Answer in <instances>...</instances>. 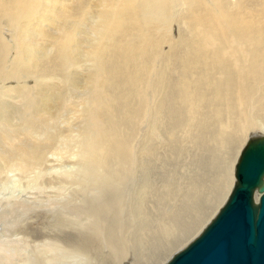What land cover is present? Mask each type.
<instances>
[{
	"label": "bare ground",
	"instance_id": "6f19581e",
	"mask_svg": "<svg viewBox=\"0 0 264 264\" xmlns=\"http://www.w3.org/2000/svg\"><path fill=\"white\" fill-rule=\"evenodd\" d=\"M57 1L58 0H0V53L5 51L9 45L6 44V40L1 35L3 27L2 24H4L9 31L17 34V37L15 38V47L22 51L21 54L19 52L20 56L17 58L15 64L17 65L19 63L18 67L20 65L22 69L33 68L38 70L41 65L40 62L42 61H40L39 57H37V54L35 53V48L38 46H35V42L32 43L34 40H31L33 36L29 37V28L32 24H36L38 19H41L42 21L43 17L40 15V8L45 3L47 4L45 6V10H48L47 12H49V10L52 9L49 3L52 2L54 5ZM177 1L182 8L183 24L189 29V38L185 39L181 37L177 44V46H186L188 44L189 47V51H184V53L187 54L186 59L189 61L187 62L188 67L184 70L182 69L183 71L178 78L179 83L177 84L179 85L177 99L179 101V107L182 110L177 111L176 107L175 110L169 108L167 111H149V113H151L156 119H153V121H155L154 123H156L157 120L158 122L164 120V122H162V126H152L151 124L152 128L150 130V134L152 139L154 137V140L155 138L156 140H161L160 137L162 135H167L171 138H173L177 133L183 134L184 136H186L185 134L189 135L192 143L195 144L194 146L192 144L189 148H191L194 152L193 154H195L194 156H196L197 160H193L192 162L194 164L195 161L198 173L196 176L194 175L195 177L192 178L190 182H188L187 191H197L195 194L196 197L194 199L188 198L187 200H183L184 202H182L180 206L177 205L174 210L170 209L172 210L171 214L167 216V218L165 216L166 219H164L162 223H160V221L157 222L160 223V225L162 224L161 226L156 224L158 226L155 225V227L154 224H151L152 221H143L142 210L145 208H142L141 206L147 202L144 201L145 203H142V201L141 204H139L140 200L146 199L142 198L144 197V194L141 195V190L140 195L142 197L139 195L138 188H140L141 185V187L145 189L144 191H148L149 193L151 191V195L152 192H158L156 194L157 197L161 194L163 195V191L169 184L168 183L166 186H162L165 181L164 178L166 174H168L167 172L172 170L170 168L174 165V163H176V159L173 158L170 153L171 149H175V147L177 148L175 144L176 142L172 139L170 140V147L172 148L168 149L165 146L163 154H167L161 158L159 157L160 154L156 155L160 159L155 158L156 156L153 154L156 150V146L154 144V147H148L147 149L144 147L143 150L139 152L142 155L139 154L140 156L138 157L140 158H137V156L133 154L134 149L129 146L131 145V142L128 145V136L136 134L135 126L133 125L141 118H147V116H145L146 113L143 114L141 111H137L136 113L134 111L129 113V116L127 114L128 123L119 121L114 111L110 110V97L108 96L110 94H108L107 91L109 88H112V84H114V76H112L113 73H115L119 68L122 69L126 66L128 68V65L132 64L133 73L124 79V84L126 87L128 84L133 86V88L126 93L127 97L125 94V98H134L133 95H135V97L142 101V104L146 102L144 94L136 88L141 86L143 83L142 77L153 71L155 65H153V63H155L154 61L158 57H160V62L165 65L162 70H167V62L177 53L176 50H174L176 43L173 41L174 38L172 30L167 21L174 0H95L94 2L96 3L93 4L92 8L87 7V5L85 6L83 0H75V8H70L69 4L62 2L60 3L62 4V7L60 6L62 11L60 14L54 15L57 19L56 21L62 24V26L58 29V35L45 34V31H42L40 28V22L37 24V27H35L36 29L34 28L32 31L37 35V37L40 36L42 40L53 44L51 46L54 47L59 59V61L57 60L59 67L64 68L68 65L78 66L80 60L82 59L81 57L86 58L87 61L92 63L95 67V73L89 80V86L93 89L94 93L103 91L104 95L102 101H98L95 97L91 98L88 108L83 110L86 118H90L92 120V128L88 134L86 133L89 137L88 140L83 143V146H81L82 151L79 146L82 145L81 141L84 138H81V141L77 138V144L80 143V145L78 144L79 146L77 149L79 148V151H81L83 155L82 157L84 158L82 164L83 171L81 173L84 182H86L88 186H91L92 183L98 182L100 177H103V181L100 184V188H94L95 190L93 193L87 192L85 194L83 192L85 190L82 189V192L89 196L87 199L85 198L86 196L83 197L85 199L82 203L76 204V201L74 200L75 203H63V205L58 206L59 208L57 209L59 210H56L65 211V214H68L67 211H72L73 213L70 212V214H68L69 222L73 223L74 221H77V218H75L77 216L81 219L80 222L84 220L85 223L83 224L82 222L80 223L77 221L80 225H76L75 228L79 234L89 229L93 230L95 233V240L98 241V246L86 247L84 244V241L86 240H84V238H79L74 242L72 241L73 244H69L67 240L63 239V237L59 234L62 232L60 231L62 227L68 230V228H65L63 223L57 224V227L54 228L50 226L51 229L48 228L50 229L49 231L48 229L45 231L37 227L36 229H29L24 232L21 231L24 229H21L13 232L15 234L14 236H17V239L14 238L12 241L9 240L10 244H6L2 247V249L1 246L5 244L4 242H6V240H0V264H140L141 262H139V260L141 259L147 260L157 257L159 253L157 254L154 252V249L157 251V249L162 247V238L164 236H169L171 233H180L183 231H185V233L190 232L194 226L196 216L200 215L203 212L202 209L205 208L206 203L210 202L211 198H209V196L212 197L213 194L218 192L215 197L216 199L219 197L221 192L226 190V192L223 193V196H221L222 199L220 204L213 212V215H211V218L198 232L197 236L193 238L185 248L180 250L177 249L178 251L175 250L176 253L172 256L170 255L171 257L165 263H159L169 264L177 255L186 250L191 244H193V242L202 236L209 225L219 216L222 209L226 206L236 183L234 174L236 168L235 166L241 151L249 139L264 137V10H262V8H264V1L259 0L260 4H258V1L254 2V9H252L253 7H244L247 2L245 0L244 2L240 1L234 6H232V2L230 5L226 3L225 0ZM88 16H96V18H98L99 27L97 26V29L100 31L101 38L97 39L99 41L98 43L92 44L94 47H92V45L89 47L90 43L89 46L86 45L89 49H84V53L81 54L83 44L75 33L76 26L68 27L66 23L69 21L79 23L80 20L82 21V19ZM70 23L71 25L73 24V22ZM161 27L163 28V32L158 33L157 31ZM77 29H79V27ZM129 29L135 32V37H133L134 39L128 41L127 43H125V41L122 42L125 38L120 41V38L124 35H128L127 38L129 37V34H127ZM26 30L28 31L27 34H25ZM164 44H167L168 51L163 50L162 46ZM37 49L38 48H36V50ZM39 50L42 51V49ZM113 53H115L117 55H115L116 58L118 57L119 59L115 66L110 68L107 63L103 61V59ZM56 63L57 62H55V64ZM16 67L17 66H15V68ZM15 68H13V70L8 74L7 77L9 79L19 78L20 71ZM114 69L116 70L114 71ZM23 70L25 72V69ZM62 70L59 71L62 72ZM109 70L114 72H112V74H108ZM60 72L58 73L59 75L62 74ZM33 75L36 78L37 83L46 82L52 85L53 80H55L47 79L44 75H39V73ZM62 77L65 76L63 75ZM121 77H123V75ZM67 78H70V76ZM61 81L63 82V80ZM36 91L37 90L35 88H27L26 85H19L16 87L10 86L4 92L13 97H25L28 101H31V103L40 101L46 109L49 104V100L52 97L48 99L47 97H43L47 95L38 96L39 93L37 94ZM119 97L120 99L122 98L120 95ZM62 104L63 103H61V105ZM168 107L169 106H167V108ZM37 108L39 107L37 106ZM42 109L41 114L37 115L38 117L34 116L36 117V121H34V123L32 122L33 125H36L39 121L41 124L45 123L48 125L47 122L50 121L48 120V117H51L50 119L52 120L54 119L55 122V119L57 118H55L54 112H49L51 108L47 109L48 111L45 109L42 111ZM61 109L62 108L59 109V113ZM33 111L34 110L32 109L31 112ZM178 113H181L183 117L181 118L178 116ZM182 113H184V115ZM28 114L32 115V113L29 112ZM6 122H9V120ZM51 123L52 122L50 121V124ZM28 126L31 129H29ZM28 126L27 128L32 131L33 127H31L30 124ZM230 130H234L238 135L233 137L231 134L232 132L230 134L228 132ZM34 132H36L35 129ZM48 135L50 134H47V136ZM53 135L55 136L56 134ZM53 135L48 138L45 135L46 140L42 141L46 142L48 140L47 142L50 144L55 138ZM86 135L84 134L83 136L86 137ZM25 137L28 142L27 144L20 142L22 140L21 137L17 141L16 128L5 129L2 133H0V144L4 147L5 145L8 146V148L5 147V149H7L6 151L4 150V152L2 151L0 153V172L7 168L21 169V173L22 171L30 172L29 168H32L33 170V165L42 162L44 156L42 151L45 153V143L42 144L43 142L41 140H39L40 142L36 141L28 132ZM64 138L66 137L64 136L62 138L63 140H61L63 143ZM42 139L45 138L42 137ZM59 139L60 138L58 137V140ZM71 139L70 144L73 140ZM172 143L175 144V147L174 144L172 146ZM189 143H187V145ZM202 143H205L207 148L201 147L198 152V154L200 153L199 156L193 149L196 145ZM65 144H67V142H65L64 145ZM158 145L159 144H157V148H159ZM49 146H51V144ZM52 146L54 147L53 144ZM197 149L198 147L196 150ZM144 150L147 151L146 154H144ZM172 151L174 152V150H171V152ZM143 155H149V157L152 155V158L155 160H153V163L145 161L144 158H141ZM142 160L145 163H142ZM183 162L185 161L183 160ZM193 164L190 163L189 165L193 166ZM194 168L195 166L192 170H194ZM86 169L88 170L85 171ZM177 169L179 170V168ZM142 171H145L144 178H141L144 174ZM175 174L176 173H174V176ZM177 181L178 179L176 182ZM81 184H83V182ZM181 186H183V184H178V188H181ZM211 190H214V192ZM145 193L147 194V192ZM153 196L155 195L153 194ZM147 198L150 200L148 196ZM258 198L259 194L256 192L254 195L255 202L258 201ZM152 202L155 201H151L150 204ZM211 202L213 201L211 200ZM65 207L71 208V210H67ZM147 207H149L148 204H146V208ZM150 207L152 208V206ZM51 209L49 208L50 211ZM157 210L155 209V211ZM53 211L55 212V210H52V212ZM4 212L6 213V211ZM54 212L53 214H57ZM136 214L139 216V222L135 220ZM71 215H75V217L72 218V221L69 220L72 217ZM145 216H147V214ZM59 217L61 216L59 215ZM20 219L23 218L21 217ZM57 219H59L58 215ZM63 219L64 217H62L61 220ZM65 219H67V217ZM68 221L65 220L64 222L67 223ZM22 222L20 224H22ZM41 222H44V220H41ZM51 223L52 221L49 224L46 223V226H49ZM40 225L42 226V224ZM53 226H56V223ZM9 230L11 229L9 228ZM133 231H142L143 234L149 233L151 236L148 237L147 240L144 238L133 239ZM71 232H75V230L73 229ZM85 235L89 236L88 232ZM180 238H177V236L176 239L173 238L174 240L172 241V244L176 243V241ZM166 241H168V239ZM20 242L24 245L22 248V250H24V252L21 253L22 255H19V252H11V248L14 250L16 247H20L16 246L19 245ZM30 244H33V247ZM95 245L96 244H94V246ZM27 247L30 248L26 249ZM148 250L153 251L148 252ZM108 257V260L111 258L110 263H106V258ZM145 263H147V261H145Z\"/></svg>",
	"mask_w": 264,
	"mask_h": 264
},
{
	"label": "rangeland",
	"instance_id": "374dc122",
	"mask_svg": "<svg viewBox=\"0 0 264 264\" xmlns=\"http://www.w3.org/2000/svg\"><path fill=\"white\" fill-rule=\"evenodd\" d=\"M72 1L73 0H66V1L65 0H58L56 3H54V5L52 2H50L49 4L51 5V8L53 10L51 9V10H49V12H47L48 10L47 11L45 10V6L47 5L45 3L43 5L44 7L42 6L41 7L42 9L40 8V11H41L40 15H41V17H43L42 21H41V19H38V22L36 21V24H32V26L29 28L30 29L29 33L26 30L25 34H27V33L30 34V36L28 35L29 37L33 36L31 38L32 41L34 40L32 43L35 42L36 43L35 46H38V47H36V48H38L37 50L35 48V53L37 54V57H39L40 61H42V62H40L41 65L38 69L39 71L35 70L33 68H30V69L23 68V69H25V72H24V70L22 69V67L20 65L18 67L19 63L17 65L15 64L17 61V58L22 53V51H20V49L15 47V44H16L15 38L17 37V34L9 31L8 28L6 27V25L2 24L3 27L1 30V35L6 40L5 41L6 44H9V45L5 51L1 52L3 55L0 53L1 54L0 58H2V59H0V121L2 123H4V124H2L0 122V124H1L0 130H2V131H0V133H2L5 129H12V128L15 129L16 128L17 141L21 137L22 140L20 142L21 143L23 142L24 144L28 143L25 139L27 132L30 133L32 135V138L38 142H40L39 140L45 141L47 134H50L47 136V138L49 136H52L53 134H56L57 136L53 135L55 137L54 138L55 142H54V140H52V142L50 143L51 146H49L50 144H48V142H47L48 140L46 141L47 144H46V142L42 141L43 142L42 144L45 143L44 144L45 153H44V151H42L44 154L42 162H40L39 164L33 165L32 166L34 168L33 170H32V168H29L30 172L22 171V173H23L22 174L21 169H18V168H16V169H18L19 171L16 170L15 168H12V169L7 168V169H4L3 171L0 172V240L1 239L6 240V242H4L5 244L1 246V249L6 244H10L9 242L12 241V239H14V238L17 239V236H14L15 234L13 233L17 230L24 229V230H21L24 232V231H27L29 229H36V227H37V228H40L42 230L47 231L48 228L51 229L50 226H52V228H54V227H57V224H60V223L61 224L63 223L65 228H68V230H67V229H64L62 227L60 229V231H62V232L59 234L61 237H63V239L67 240V242L69 244H73V242L75 240H78L79 238H81V239L84 238V240L87 241V244H86V241H84V240H82V241H84V244L86 247L98 246V241L95 240V233L93 230L89 229L87 231H84L85 233L83 232L84 233V236H83V233L79 234V232L75 228L76 225H78V224L80 225L81 222H82V224L85 223L84 220L80 222L81 219L79 218V216L75 217V215L74 216L71 215L72 217L70 216L71 218L69 220L72 221V218L75 217V218H77V221L80 223H78L77 221H74V220L73 221L76 223L69 222L68 221V218H69L68 214H70V212H72V211H67L68 214H65L66 213L65 211L64 212L63 211H57V210H59L57 208H59L58 206L63 205V203L64 204H72V202H74V200L76 201V204L82 203V201H84L85 198L87 199L89 197L88 195H85V194L87 192L93 193L95 189H98V187L100 188V184L103 181L102 180L103 177H100L98 182L92 183L91 186L90 185L88 186V184L86 182H84V180L82 179L81 173L83 171V165L82 164H83L84 158L82 157L83 155L81 153V151H82L81 146H83V143L86 140H88L89 135H86V133L88 134V132L92 128V120L90 118H86V115L83 113V110L88 108L89 101L93 97L98 99V101H102L104 92L99 91L98 93H94L93 89H91V87L89 86V80L95 73V67L92 63L87 61L86 58L81 57L82 59L80 60L78 66L77 65H68L64 68L59 67L58 66L59 59L57 57V54L55 52L54 47L51 46L53 44H50L47 41L42 40V38L39 36L41 38L40 39L32 31V29L34 30V28L37 27V24L40 22L39 23V25L41 26L40 28L42 31H45L44 32L45 34L58 35L59 34L58 29L60 26H62V24L60 22L56 21L57 19L54 17V15L60 14V12L62 11V9H61L62 4H60L62 2H66V4H69L70 8H75L74 7L75 6L74 5L75 0L73 2ZM94 1L95 0H86V1L83 0V3L85 6L87 5V7L92 8L93 4L96 3ZM240 1L244 2V0H232V1L231 0H225V2L230 4V5L233 3L232 6L239 3ZM245 1H247V2H246V5L244 7H248V8L251 7L252 8L253 4H255L254 2L258 1V4H260L259 2L261 0L260 1L259 0H245ZM262 1H264V0H262ZM254 8L255 7H253L252 9H254ZM262 10H264V8H262ZM52 13H54V14H52ZM177 13H179V14H177ZM171 14H172V16H171ZM46 16H48L49 18ZM167 21H168V24L172 30V34H173V38H174L173 41L176 43L174 50H176L177 53L175 55H173L170 58V60L167 62L168 69L165 70L166 72L162 70V68L165 65H163V63L160 62V57H158L155 59V61H154L155 63H153V65L155 64L154 69L152 71L153 73L151 72L150 74H146L142 77L143 83L141 84V86L136 87V88L140 92H142L144 94V96L146 97V102L144 103L145 105L142 104V101H140L137 97H135V95H133L134 98H130V99L125 98V94L128 93L133 88V86H130L128 84L126 87V85L124 84V81H125L124 79H126L128 75L133 73L132 64L128 65V68L126 66V67H123L122 69L121 68H119L117 70L114 69V71L116 70V72H117V73L115 72L116 74L113 73V75H112V76H114L113 77V83L114 84H112V88H109L107 90L108 94H110V95H108L110 97L109 98L110 107H111L110 110L114 111V113H115L116 117L119 119V121L124 122V123H128L129 113L134 112V111L136 113H137V111H141V113H143V114L146 113L145 116H147V118L146 117H144L145 119L141 118L140 120H138L136 122V124L133 125V126H135V133L136 134H132V135L128 136V145L131 142V145H129V146L134 149L133 154L135 156H137V158H140L138 156L142 155L139 152L141 150H143L144 147L147 149L148 147H154V145L156 146L155 147L156 150L153 149V150H155V152L153 154L155 156L160 154L159 157L160 158L163 157L164 155L167 154V153L163 154L165 151V149H164L165 146L168 149L172 148V147H170V145H171L170 140L171 139L176 142V143L175 142L174 143L176 144L177 148H179V149H177L175 147V144L172 143V146L174 144V147L176 150L171 149V150H174V152L173 151L171 152V150H170V153H171V156L176 159L175 160L176 163H174V165L170 168V169H172L171 170L172 172L168 171L167 172L168 174H166V176L167 175L168 176L170 175V176L169 177L165 176V178H164L165 181L163 182L162 186H166L168 183L169 184L167 185L166 189L163 191V195L161 194L163 197L160 195V196H158L159 197L158 198L156 195L158 192L157 193L152 192V195H151L150 194L151 191H150V193L148 191H144L145 189H143L141 187V185H140V188H138L139 195L142 192L141 195L144 194L143 195L144 197H142L141 195L140 196L147 200L146 201V200L141 198L142 200H140L139 204H141V202L143 201L142 203L147 202L146 204H148V206H149L146 208V204H142L143 206L140 205L142 208H145L142 210L144 215L142 213L143 217L142 216L141 217L143 218L144 222L145 221H148V222L152 221L151 224H154V226L156 224L160 225V223H162V221L164 219H166L167 216H169L171 214L172 210H174L177 205L180 206L182 204V202H184L183 200H187L188 198L194 199L196 197L195 194L197 193V191L196 192L195 191H187L188 184H189L188 182H190L192 180V178H194L196 176V174L198 173L197 167L195 165V161H194V164L192 162L193 160H197V159H196V156H194L195 154H193L194 152L191 150V148H189L193 144L189 135L185 134L186 136H184L183 134L177 133L178 136H177V134H175L173 138H171L167 135H162L160 137V139L162 141L159 140L158 138H157L158 140H156V138H155V140H156L155 141L154 137L152 139V136L150 134V132H151L150 130H151L152 126H154V125H157V126L161 125L162 126V122H164V120H161L160 122H158V120H157L156 123H154L155 121H153V119L154 120H156V119L153 117V115L151 113H149V111H153V110L167 111V109H169V108H172L175 110L176 107H177V111L182 110L179 107V104H178L179 101L177 99L178 91H179V85H177V84L179 83L178 78L180 77V74L182 73V71L185 68L188 67L187 62H189V61L186 59L187 54H185L184 51H189V47H188V44L186 46H177V44H178L181 37H183L185 39L189 38V33H188L189 29L183 24L182 8H181V6L177 0H174V2L172 3L171 12H170V15L168 16ZM70 22H73L74 25L73 24L71 25ZM79 23H76L74 21H69L68 23H66V25L68 27L76 26V29L79 27V29H77V30L75 29V33L78 36V39H80L81 43L84 45V46L82 45L83 48L81 51V54H83L86 49L87 50L89 49L88 48L89 43H90L89 47H91V45L93 43L99 42L97 39L101 38L100 37V31H99V29H97L99 27V21H98V18H96V16L95 17L94 16H92V17L88 16V17H85L84 19H82V21L80 20ZM163 24H164V21H163ZM162 27H163V25H162ZM162 27L157 31L158 33L163 32ZM94 28H95V30H94ZM130 30L131 29H129L128 33H127V34H129V37L131 36L130 39H129V37L127 38L128 35L127 36L124 35L123 37L120 38V41H122L121 39L125 38V40H123L122 42L125 41V43H127L128 41L134 39L133 37H135V34H134L135 32L133 30H131V31ZM12 36H13V38H12ZM84 41H85V43H84ZM86 45H88V46H86ZM92 47H94V45H92ZM162 48H163V50L168 51L167 44H164L162 46ZM39 49H42V51ZM19 52H20V54H19ZM115 55L116 54L113 53V54L107 56V58L103 59V61H105L110 68H113L119 59L118 57L116 58L117 55L116 56ZM157 59H159V60H157ZM162 60H163V58H162ZM55 62H57V63L55 64ZM15 66H17V67L15 68ZM56 66H58L59 68ZM75 66L78 68H76ZM13 68L20 71V73H19L20 79L19 78H13V79L10 78L9 79L7 77L8 74L13 70ZM59 70H62V72H60ZM111 70H113V69H111ZM111 70H109L110 73L108 72V74H112V72H114V71L111 72ZM34 71H35V73H34ZM32 72H33V74L39 73V75H42V76L44 75L47 79H51V80L55 79V80H53L54 86H53V84L50 85L49 83H46V82L37 83V80L34 77V75L32 74ZM59 72L62 74L59 75L58 74ZM118 73H119V75H118ZM120 73H123V74H120ZM21 74H23V75H21ZM61 75L62 76L64 75L65 77H62ZM122 75H123V77H121ZM66 76L67 77L70 76V78H67ZM71 77L73 78V80ZM173 79H176V80H173ZM59 80H60V83H59ZM61 80H63V82ZM153 81H154V84H153ZM72 82H74V83H72ZM42 84H44V85H42ZM19 85H26L27 88H35L37 90L36 93L37 94L39 93L38 96L47 95V96H43V97H47L48 99H50L52 97L50 100L52 102L53 101L54 102L52 103L49 100V104L47 105V107L45 109L44 105H42L43 103H41L40 101H37L36 103H31V101H28V99L25 97H13L11 95H8L6 92H4L10 86L16 87ZM156 87H157V89H156ZM59 89H61V90H59ZM2 91L4 94L2 93ZM22 94H21V96H22ZM119 95L122 97L121 99H120ZM48 96H50V97H48ZM126 97H127V94H126ZM124 98H125V100H124ZM148 102H149V104H148ZM151 102H153L154 104ZM54 103H55V105H54ZM61 103H63L62 104L63 106L61 105ZM34 105H35V107H34ZM37 106L39 108H37ZM167 106H169V107L167 108ZM42 107L45 110L51 108V110H49V112L50 111L54 112L55 118H57V119H55V122H54V119L53 120L50 119L51 117H48L49 119L47 118L48 120H50L53 123V124L52 123L50 124V121L47 122V124L50 127L48 125H46L45 123L41 124L40 121H39V123L37 122L36 125H33L34 121H36L35 120L36 117H38L37 115L41 114ZM60 108H62V109L59 113ZM32 109L34 110L33 112H31ZM35 109L37 112H39V111L40 112L37 113L35 111ZM37 109H39V110H37ZM43 109H42V111H43ZM145 111H147V112H145ZM28 112L32 113V115L28 114ZM80 112H82V113H80ZM127 114H128V116H127ZM148 114H151V115H148ZM182 114L184 115V113H182ZM30 115H31V117H30ZM84 115H85V117H84ZM34 116H36V117H34ZM148 116H150V117H148ZM178 116H180L181 118L183 117L181 115V113H178ZM5 117H6V119H5ZM150 118H151V120H150ZM7 120H9V122H6ZM157 122H158V124H157ZM29 124L31 125V127H33V129H32L33 132L31 130H29V129H31L28 126ZM151 124H152V126H151ZM27 126L29 129L27 128ZM1 128H3V129H1ZM36 128H38V129H36ZM24 129H26V130H24ZM34 129L37 133L34 132ZM228 132H229V134L232 132L231 134L233 137L238 135L237 133H235L234 130H230ZM34 133H36V134H34ZM84 134L86 135V137L83 136ZM60 135L62 138L64 136L66 137V138H64V143L67 142V144L64 145L63 141H61L63 139L60 137ZM164 136L166 137V139ZM42 137H44L45 139H42ZM58 137L60 138L59 140H58ZM77 138L79 140L81 138L82 139L84 138L82 141L80 140L82 145H80V143H78L80 146L77 144V141H78ZM70 139L72 140L71 144H70ZM189 139H190V143H189ZM186 140H187V142H186ZM57 142H58V144H57ZM16 143H18V142H16ZM180 143L182 144V147H181ZM187 143H189L188 145H190V146H188ZM52 144L54 145V147L52 146ZM157 144H159L158 145L159 148H157ZM67 145H68V148H67ZM72 145H74V146H72ZM151 145H153V146H151ZM194 145L195 144H193V146ZM78 146L80 147L81 151H79V148L77 149ZM193 146H192V149H193ZM5 147L8 148V146H6V145H5ZM5 147L0 144V150H1L0 153L2 151L4 152V150L5 151L7 150V149H5ZM195 147L196 148L198 147V149L196 150ZM195 147L193 150L199 156H200V153L198 154V152L200 151L199 149L201 147L207 148L205 143L198 144ZM46 148L49 150H47ZM181 148H183V149H181ZM186 151H187V153H186ZM146 153H147V151L144 150V154H146ZM161 154H162V156H161ZM185 154L186 155L188 154V155L186 156ZM152 155H150V157H149V155H143V156H141V158H144L145 161H150L151 163H153V160H155V159L152 158ZM180 156L182 157V159ZM159 157L156 156L155 158H159ZM179 157H180V159H179ZM183 160L185 162H183ZM186 162H188V163H186ZM142 163H145V162L142 160ZM190 163H192L193 166L189 165ZM194 166H195V168H194V170H192ZM174 167H175V169H174ZM177 168H179V170ZM29 170H27V171H29ZM87 170L88 169H86L85 171H87ZM174 170H175V172H174ZM142 173H144V174H143V177L141 176V178H144L145 171L144 172L142 171ZM174 173H176L175 176H174ZM177 173H178V175H177ZM189 174H191V175H189ZM177 179H178V181L176 182ZM82 182H83V184H81ZM97 183H98V185H97ZM178 184H180V185L183 184V186H181V188H178ZM85 186H87V187H85ZM82 189L85 191H83ZM140 190H141V192H140ZM211 191L214 192V190H211ZM145 192H147V194ZM225 192H226V190L221 192L219 197H217L216 199H215V197H216V194L218 192H216V194H213L212 197L209 196V198H211L210 202L206 203L205 208L202 209L203 212L200 215L196 216L194 226L190 232L185 233V231H183L180 233H171L169 236H164L162 238V241H163L162 247L157 249V251H156V249H154L155 250L154 252H156L157 254L159 253L157 255V257L152 258V259L150 258L147 260L141 259V260H139V262H141L140 264H142V263H144V264H159L162 262L165 263L174 253H176V251H178L182 248H185L187 246V244L193 238H195L197 236L198 232L202 229L204 224H206V222L211 218V215H213V212L216 210L217 206L220 204V201L222 199L221 196H223V193H225ZM81 194H83V195H81ZM153 194L156 197L153 196ZM146 195L150 198V200H148ZM81 196H82V198H81ZM83 197H85V198H83ZM211 200L213 202H211ZM151 201H155V202H152L150 204ZM136 202H138V201H136ZM169 203H170V205H169ZM18 205H20V206H18ZM150 206H152V208ZM49 208L50 209L52 208L51 211L49 210ZM65 208L67 210L68 209L71 210V208H67V207H65ZM153 208H154V210H153ZM4 209H6V210H4ZM46 209H48V210H46ZM149 209H151L152 211ZM155 209L156 210L158 209V210L155 211ZM170 209H172V210H170ZM52 210H55V212L57 214H53L54 211L52 212ZM144 210H145V212H144ZM166 210H168V211H166ZM4 211H6V213ZM8 211H9V213H8ZM146 214L148 217L145 216ZM162 214H163V216H162ZM25 215H27V216H25ZM57 215H58L59 219H57ZM59 215L61 217H59ZM165 216H166V218H165ZM21 217L23 219H20ZM62 217H64L63 220H61ZM66 217H67V219H65ZM144 218H145V220H144ZM19 220H22L23 222L19 221ZM41 220L42 221L44 220V222H41ZM65 220H67L68 222L67 223L64 222ZM135 220L137 222L140 221L139 216L137 214L135 216ZM203 220H204V222H203ZM49 221L50 222L52 221V223H54V224L56 223V226H53L54 224H52V223H51L52 225L50 224L49 226H46L47 224L50 223ZM53 221H55V222H53ZM158 221H160V223H157ZM21 222H22V224H20ZM36 224H38V225H36ZM40 224H42L43 227ZM158 225H156V226H158ZM8 227L12 231L9 230ZM70 228H72V229H70ZM2 229H4V230H2ZM50 229H48V231ZM73 229L77 233L71 232V230L73 231ZM87 232H88L89 236L91 234H93L91 236L92 237L94 236L93 237L94 239L91 236L89 237V236L85 235ZM133 232H134L133 237H132L133 239L144 238L145 240H147L148 237L151 236L149 233L143 234L142 231H140V232L139 231H133ZM138 234L141 236H139ZM142 234H143V236H142ZM176 236H177V238H180V236H181V238L179 239L180 241L178 240V241H176V243L172 244V241L174 239H176ZM89 238H91V239H89ZM167 239H168V241H166ZM93 241H94V243H93ZM22 244L20 242L19 245H16V246H20V247L17 248L15 246L16 248L14 250L11 248V252H14V253L19 252V255L21 253H23L24 250H22V248L24 245H22ZM24 244H25V242H24ZM88 244H90V245H88ZM94 244H96V245L94 246ZM31 246L33 247V244ZM28 248H30V247H27L26 249H28ZM24 249H25V247H24ZM150 251H153V250H150ZM150 251L148 250V252H150ZM26 256H27V253H26ZM17 258L19 259L18 256H17ZM108 259H109V257L106 258V263L111 262V258H110V260H108ZM142 260H143V262H142ZM145 261H147V263H145ZM15 264H17V263H15Z\"/></svg>",
	"mask_w": 264,
	"mask_h": 264
},
{
	"label": "water",
	"instance_id": "95a60500",
	"mask_svg": "<svg viewBox=\"0 0 264 264\" xmlns=\"http://www.w3.org/2000/svg\"><path fill=\"white\" fill-rule=\"evenodd\" d=\"M235 167L226 206L169 264H264V137L248 140Z\"/></svg>",
	"mask_w": 264,
	"mask_h": 264
}]
</instances>
